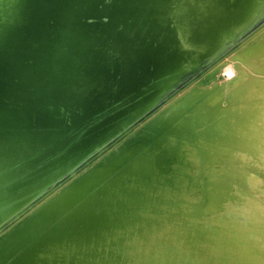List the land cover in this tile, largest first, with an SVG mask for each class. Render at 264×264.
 Instances as JSON below:
<instances>
[{"label": "bare ground", "instance_id": "bare-ground-1", "mask_svg": "<svg viewBox=\"0 0 264 264\" xmlns=\"http://www.w3.org/2000/svg\"><path fill=\"white\" fill-rule=\"evenodd\" d=\"M81 1L80 8L79 10L77 9L78 11L73 16L72 23H69L71 20L69 21L68 18L64 21L59 19V14H56L55 17L51 14L52 23L50 24L48 22L49 15L43 14V8L45 7L40 0H29L26 3L25 0H0V77L1 75L4 76L3 84L0 81V199L5 201L4 198L8 197V195H15L20 198L37 189L42 184L40 176L42 177L53 166L59 165L72 155L84 152L86 149L89 150L87 155H91L85 158V161L79 166L71 170L68 177L46 190L42 189L20 200L14 206L11 210L13 213L16 212L13 218L4 222L0 228V264H14L19 259V254L25 249L26 244L33 237L41 234L50 226L52 227L57 223H64V221L68 220V212L72 210V207L75 208L78 205L76 204L77 201L83 199L86 202L92 191L112 177L123 173L125 180L129 181L132 174L141 173V175H146L149 180L153 181L155 179V181L168 185L170 180L167 173H172L170 162L175 155L174 151L177 152L176 147L169 145L165 146L167 148L165 149L145 137L137 138L133 142H127L124 145H118L117 141L132 134L135 128L149 117V113L152 114L155 108L159 106L157 104L167 101V95L179 83L184 81L190 73L193 74V77H198L218 59L217 57L201 69L197 67L196 70L192 68L191 70L185 66L184 69L179 68L171 62L173 56L165 51L169 38L173 39V47L170 49L172 53H179L178 49L181 47L189 52L194 49L183 46L189 40L180 41L178 32L173 31L175 27L173 22L175 21L171 19L172 17H170L171 23L165 29L166 36L162 37V40L155 41L146 39V35L150 31L155 30L157 25L155 20H151L148 23L150 26L148 24L144 25L146 23L145 20L149 17L147 14L153 12L149 11L150 9L146 5L135 1L127 3L120 0H115V3L109 0ZM115 4H117V13L126 21L125 23H122V20H115L110 15ZM27 10L32 15L37 11L42 31H28L20 27V24L24 21L23 15ZM97 10L103 11V15L97 14L99 12ZM142 15L146 16L143 17ZM216 22L212 21L210 28H212V25L214 28V23ZM220 28L221 26L218 25L216 32ZM206 29L204 27L201 30H197L191 40H195L196 43H202L206 39L207 43V40L211 39V32ZM161 32L154 31L155 38ZM28 47H31V50L27 52ZM47 47L49 48L48 50ZM197 48L199 47H195V49ZM35 50L46 51L44 63L46 66L50 65V69L45 71L48 78L42 79L41 84L33 90V94L36 95L35 103L39 104L41 98L50 97L53 101H60L73 112L78 111L81 113L72 124L73 126L80 124V130L70 138L65 139V137L61 136L63 134L58 135L56 132L46 128L45 130H36L34 128L24 130L25 128L21 121L23 115L25 116L23 112L25 104H21L23 98L20 96L19 99L18 92H13L12 83L8 82V80L13 73H16V82L21 80L22 76L18 75V73L20 74V68L24 69L23 62L28 58L34 59ZM177 55L180 56L181 54ZM36 65L37 63L33 62L29 70L32 69L31 72H34ZM45 65L42 68L45 69ZM37 67L40 68L39 64ZM22 68L21 71H23ZM25 73L24 71L23 75ZM193 77H191V81L194 80H192ZM45 89L50 91L48 97H44L41 94V91ZM68 96L70 98L67 99V102L65 97ZM226 99L228 102L233 101L232 92L226 95ZM37 104L31 103L29 108H36L38 113H42L44 118L49 120L50 116L44 110V106ZM20 105L22 106L21 109ZM12 111H15V113L11 114ZM256 111V105L251 103L242 111L225 114L221 120L224 122L231 115L235 116L243 113H248L251 117L252 112L255 115ZM140 116H142V119L136 120ZM79 120L83 123H77ZM160 122L163 124L164 119L161 118ZM19 123L21 127L17 126ZM199 123V116L188 110L176 119L175 126L180 129L183 140L201 135L203 137L206 136V139L218 136L214 126H204L200 129L198 128ZM30 124L33 125V120ZM231 124L232 126L228 125L227 130L234 127L233 122ZM125 127L126 130L122 131L123 133L118 134L111 140L107 138L115 135L117 130L120 131ZM242 127L244 129L240 128L239 125L235 128V130L238 128L240 131L244 130L242 134L241 132L236 133L235 138L239 137L244 140L256 141L257 133L263 132L264 123L256 117V119L246 120ZM163 128H166V126ZM70 129H67V131ZM81 130L83 132H80ZM209 135L213 137L209 138ZM31 136L43 137L44 143V147H40L36 151L35 159L30 162L32 165L27 166L24 161L18 165L16 164V166H11V163H7L11 162L12 149L24 150ZM243 139L241 140L244 141ZM99 140L110 141L108 144L103 143L100 148L98 146L94 147ZM227 141L228 139H226L225 144H228ZM256 142L249 149L244 148L241 151L243 150L246 154L249 153L257 161L258 154L264 150V138ZM204 144L209 146L207 143ZM194 146L196 153L199 149L196 144ZM221 148L222 141H219L209 147L207 155L213 154L215 156L211 157V159L219 161L225 159L230 167L224 169L223 166V176L217 182L212 180L211 187H204L206 189L204 195L200 194V191L197 199L192 201L190 208L183 213L178 208H160V206L159 208H149L144 213H136L138 214L137 220L127 225V227H123V229L127 228L129 235H133L134 231L137 230L133 236H128L125 241H122L123 245H125L121 249V251L125 250L123 255L118 251L120 254L115 258L113 257L114 255L110 248L116 240L110 241V239L104 243L103 246L109 253L107 264H124V261L133 254L137 247L134 245L140 240L138 237L141 235L146 236L143 241L144 247L149 246L148 249L153 251V245L157 243L158 252L160 250L164 254L165 260L169 264H176V258L183 256L182 252L184 256L185 254L187 256L190 255L189 259H187V264H201L197 262L199 260L197 257L209 255L213 251V254H215L217 249H220V246L226 247L223 242L228 243V250L243 253L242 247L233 246L231 242L221 238L222 234L220 231L218 232L216 229L211 231L210 226H208L210 221L216 220V224L221 227L223 224L227 225V222H231L235 229L239 227V230L241 228L247 230L248 227L246 225L248 222L239 223L237 222L238 218L223 217L224 214H228L230 202L220 199V203L208 204L209 207L205 208L201 213L198 212L197 214L194 211L204 199L203 197L206 194H212L215 187L219 184H224L221 186L223 189L221 190V195H224L228 191L226 188L232 184H229L228 181H233L229 179L235 178L238 183L234 182L239 184L241 179L244 178L246 169L244 167L242 168L243 170L238 168V164L233 160L234 153H221ZM125 150H130L132 154H141V159L145 160L150 165V168L141 170L139 167L132 166L126 160ZM37 166L39 167L37 168ZM16 167L18 168L17 172L14 175L10 174V171H15ZM71 168L72 166L68 169L70 170ZM154 173L158 176H153ZM234 174L236 175L235 177L232 176ZM226 182L228 183L227 185H225ZM108 193L102 196L103 199L100 196L101 204H105L107 199H110ZM112 194L113 192H111ZM157 195L158 198L161 197L167 199V201H173L166 195H161V193ZM188 197L189 195L186 197L180 196V199L186 201ZM130 204L132 205V201H130ZM253 204H257L256 201ZM218 205L219 208H217ZM89 207L91 205L88 204ZM65 209H67V212L63 211ZM190 209H194L195 216L190 213ZM148 210L154 213L159 210L160 214H168L174 218L167 222L155 224L154 221H157L158 216L148 213ZM9 211L7 210L2 218L11 213ZM248 213L250 212L248 211ZM187 216L192 217L189 218ZM192 223L198 225L197 228L194 227L192 229L193 235L196 234L194 232L201 231L202 227L208 228L211 233H208V237H204L203 240H201L202 237L192 238L190 233H186L185 228H183L184 225ZM145 224H149L150 228H146ZM132 225L135 226H133L134 229L130 227ZM128 227L130 228L128 229ZM164 228H168V233L158 238L157 234ZM102 232H104V228ZM227 233L229 235V232ZM175 237L179 238L176 246L182 252L173 251L176 248L174 247L175 243L172 248L165 245L166 240L172 239L173 241ZM217 242L219 243L217 244ZM168 243L171 244L170 242ZM198 243H200V246ZM194 247L198 252L193 254L190 251ZM241 255H245V253ZM227 258L228 253H225V256H221L220 261H215V264H226L225 260ZM85 262L84 264H88ZM212 262L210 261L208 264H212ZM242 262V260H238V263L233 262V264H246ZM59 264H66V262L61 260ZM157 264H159L158 261ZM164 264L167 263L164 261Z\"/></svg>", "mask_w": 264, "mask_h": 264}, {"label": "water", "instance_id": "water-1", "mask_svg": "<svg viewBox=\"0 0 264 264\" xmlns=\"http://www.w3.org/2000/svg\"><path fill=\"white\" fill-rule=\"evenodd\" d=\"M109 1L115 3L114 2L115 0H109ZM120 1L127 2V3L129 2L131 3L132 1H135V2L142 3V4H149L151 6V10L154 12H151V13L149 12L147 16L153 17V19L157 21L155 22L156 24L158 23L163 26V27H160V25H158L157 26L158 28H155L156 31H165L164 26H166V23L168 22V18L172 17L174 21L176 22L173 31H178V32L183 31L181 29V25H182L181 21L188 20L189 22H191L192 20L191 18H195V15L197 14V12L205 13V11H208L209 9H211V7L214 6L215 3H221L220 7L217 9V14L219 15H221L220 14L221 8L225 7L226 9V7L228 8V6L231 3L233 5L235 4V0H183V1L182 0H120ZM81 2H82L81 0H60V1L56 0L55 5L53 6L54 7L56 6L57 10L59 11L58 13L59 19L64 21L66 18H68L69 21L71 20V22L69 23H72V20L74 18L73 16L79 10L80 8L79 5L81 4ZM116 6L117 4H115L114 7L112 8L110 15L115 20H119V21L122 20L121 22L125 23L126 21L122 19L120 14L117 13ZM97 14L103 15V11L102 12L99 11L97 12ZM243 14H248V13H243ZM236 15L237 14H235L233 17L234 21L232 20V25H231L232 29H235L238 25V24L235 25ZM159 18L161 20H159ZM222 18L223 17H220L219 19L221 20ZM212 19L216 20V14L212 16L206 15L203 19H201V21L198 23L197 26H199V28L202 26H206L207 28L206 30L210 31L211 29H214L213 25H212V28H210ZM243 19L245 18L243 17L239 21H242ZM50 21H51V17L49 16L48 22ZM146 24L147 23H145L144 25ZM48 49L49 48L47 47V50ZM29 50H31V47H28L27 52ZM45 52L46 51H43V50H39V51L35 50L33 54L34 59L28 58L26 61L23 62L24 69L21 67L23 71H21V68H20V74L18 73V75L22 76L21 80L19 82H16L15 80L16 73H13L10 75L8 82L12 83L13 92L14 93L18 92L19 99H20V96L21 98H23V101H21V104H25L23 108V112L25 116L23 115L21 122L24 125V128H25L24 130H28V128H34L36 130H45L46 128L47 130H52L56 132L58 135L63 134L61 136L65 137V139L70 138L74 134H77L78 130H80L79 129L80 124L79 125L76 124L74 126L72 124L78 119L81 113H79L78 111L73 112L70 108L64 106L60 101H53L52 98L50 97H48L49 99L41 98L39 101V104L35 103L36 95L33 94V90L41 84L42 79L45 80L48 78L45 71L46 69H50V65H47L48 66L47 67L44 63ZM33 62L37 63V65L39 64L40 68H38L36 65V67L34 68V72H31L32 69L29 70V68L32 66ZM44 65L46 66L45 69L42 68ZM26 68H28V70H26ZM24 71L26 73L23 75ZM3 79H4V76L1 75L0 77L1 83ZM69 98H70L69 96L65 97V100L67 101V99ZM31 103L44 106V110L46 111V113L49 114L50 119L46 120L42 113H38L36 111V108L33 107V109H30L29 106ZM259 105L260 107H258L256 114L253 115V112H252L251 117L248 113H243V114H238L235 116L231 115L227 120H225L224 125L226 127H228V125L232 126L231 124L232 122L234 124V127L229 128L228 131L225 133V135L221 134L223 132H220V134H218L217 137L211 138V139H205L200 136H194L191 139L181 141L177 147L178 152L174 151L175 155L172 157L171 162H170L172 170H175V171L171 170L172 173H169V172L167 173L169 175L168 179L170 180L168 185L165 183L161 184L159 181H155V179L153 181L149 180V178H147L146 175H141V173L135 174L134 176H132L131 179H129V181L125 180V177H123L124 175H122L123 173L119 176H115V177L108 179L101 186H99L96 190L92 191V193L90 192L91 193V194L89 193L90 195L88 194L89 197L86 202L83 199L77 201L76 204L78 205H76L73 211L70 212L71 214L69 213L68 220L64 221V223H57L53 225L52 227L50 226L48 229L43 231L41 234L33 237L30 240V242L26 244L25 249H23V251L19 254V257H18L19 259H17L14 262V264H59V261L61 260L62 261L64 260L66 264H75V263L80 264L79 261H82V262L86 261L85 263H88V264H107L108 263L107 256L109 255V253L106 250V248H104L103 245L104 243L107 242V240H110V239H111L110 241L116 240L115 243H113L111 245L112 247L110 248L111 251L113 252L112 253L114 255L113 257L115 258L120 253H122L123 255V252L125 250L121 251V249H123L125 245H123L122 241H125L128 236H133L137 231L135 230L134 231L135 233L133 235H129L127 228L123 229V227L125 226L127 227V225L132 224L134 221L137 220V215L140 212L144 213V211L149 208H157V207L159 208L160 206V208H164V207H169L172 209L180 208V210L182 211L181 207H183L184 209L185 206H179V204L177 205V202L183 201L182 199H180V197L179 199H176L173 201H167V199L165 198H161V197L158 198L157 194H159L160 191H163V189H165L166 191L172 190L171 187H173L175 183L178 182L177 181L178 177L180 178V181H183L181 178H184V180L187 178V174H186L187 172H188V175L190 174L189 178L192 181L196 179V176L198 178L199 176L198 169H200L199 168L200 165L206 164L209 160H211V157L215 156L213 154L207 155V151L209 147L213 144H217L219 141H222V135H223V138L228 139L227 141L228 144L222 143L221 153L224 152L227 154L228 152H236L241 149L247 148L246 143H244L245 140L243 138H239V137L235 138L236 133L241 132L242 134L243 131H240L239 128L235 130V128L239 125V127L243 129L244 127L242 126L246 120H249L252 118L256 119V117L262 111L261 102ZM21 108L22 106L20 105V109ZM13 113H15V111H12L11 114ZM150 114L151 113H149V115ZM141 119H142V116H140V118L136 120H141ZM32 120H33V125L30 124ZM77 123H83V122L79 120ZM17 126L21 127L20 123ZM67 129H70V130L67 131ZM83 130H81L80 132H83ZM125 130H126V127L120 131L117 130V133L115 135L113 136L111 135L107 138H110L111 140L118 134L123 133ZM258 134L256 135V139H258ZM241 139H243L244 141H242ZM109 141L105 142V140H102V141L99 140V142H97V144L93 146L94 147L98 146L100 148L102 147L103 143L108 144ZM250 142H254V141L252 140ZM194 143L198 146L197 148L199 149L196 152L197 155L194 152H190L191 149H195ZM204 143L209 144V146H207ZM190 145H192L193 148H191ZM88 151L89 150L86 149L84 152L70 156L68 159H66L59 165L53 166L47 173L43 174L42 177L40 178V182H42V184H40V186H38L37 189L31 191L27 195L22 196L20 198H17V196L15 195H8V197L4 198L5 201H2L0 199V228L4 222L13 218L16 212L13 213L11 212V210L20 200H23L26 197H29L30 195H33L41 191L42 189L46 190L50 186H53L57 184L59 181H61L62 179L68 177L71 170L75 169L83 161H85V158L91 156V155H87ZM189 153H191L190 156L188 155ZM179 154L184 155L185 164H181L182 156L179 157ZM24 155H25V159H29L28 161L30 162L35 159V157H33L35 155L33 150H26ZM195 156H197V158ZM191 157L194 160V162H192L193 165L195 166L194 172L190 171V169L188 170V168L190 167L189 158ZM28 161L24 163H28ZM70 166H72V168L69 170L68 168ZM38 167L39 166H37V168ZM16 170H18L17 167H16ZM176 170H177V173H176ZM247 172H249V170ZM247 172L245 174H247ZM177 174H178V177H177ZM245 174H244V178H245ZM244 178L241 179L239 184H237L236 182H232V185H233V194L231 192L232 195H234V193H236L237 191H239L238 192L239 194L240 189L247 185V183H245L246 179ZM228 183L226 182L225 185H227ZM178 184L179 183H177V185ZM222 185L223 183L215 187V190L212 194L210 195L206 194L204 199L201 201L200 205H198L195 210L194 209H190L191 211L189 210L190 213L194 214L193 212L194 210L195 213L198 214V212L201 213L203 210H205V208L209 207L208 204L220 203L221 197L229 193V190H228L227 192L224 193V195H221L222 193L221 190H223L221 187ZM197 187L198 186L195 185L194 183L190 184L187 188H185V191H183V194H181V196L186 197L190 195L191 193V197H192L194 194H197L195 198L197 199L199 195V191H198L199 188ZM173 188L175 189V187ZM107 192H109L108 195L110 196V199H107L105 204H101L102 200H100V196L101 197L105 196ZM111 192H113L112 195H111ZM255 200L256 199H254V201ZM130 201H132V205L130 204ZM191 202L192 200H190L189 205H187L188 208L191 205ZM256 202L258 205L249 203L245 206L246 207L245 213L239 214V216H241L242 219L240 220L237 219V222L247 223L251 219V221H253L256 224V223L264 221V218L262 216L264 205L260 206L261 201H256ZM88 204L91 205V207L88 208ZM251 208H254V210H252ZM7 210H10L9 212L13 214L7 212L9 214L6 217L2 218L3 214H6L5 212ZM63 211L67 212V209ZM248 211L250 213H248ZM183 212L184 211H182V213ZM228 212L231 213V210H228ZM148 213L158 216L157 221L156 222L154 221L155 224L157 223L160 224L161 222H165V221L167 222V221L173 220L174 218L173 216L168 215V214L166 215L160 214L159 210H156L155 213L148 210ZM179 215L181 216V214ZM237 216L238 215L233 214V216H230V217H234V219H236ZM187 217L191 218L192 216L191 217L187 216ZM223 217L224 218L227 217L226 214H224ZM179 220H181V218H179ZM213 223L215 224V226H212ZM216 223H217L216 220L209 222L208 226H210L209 228L211 229V231H214V229L218 230V232L220 231L222 234L221 238L226 241L231 242L230 235H228L227 233V229H235V227L232 226L231 222H227V225L223 224L222 227L220 225H217ZM254 223L249 224L250 226H248L247 230H243L241 228V231L239 230L240 235L255 231L256 228L254 226ZM145 225H146V228L148 229L150 228L149 224L148 225L145 224ZM133 226L134 225L130 227L134 229L135 226L134 227ZM130 227H128V229ZM194 227L197 228L198 225L192 223V224H187L183 226V228H185V232L190 233L192 238L197 239L198 237H202L201 240H203L204 237H208V235L211 233V231L208 228L202 227L201 231L194 232V234L195 233L196 234L193 235V232L191 231H193L192 229ZM103 228H104V232H102ZM238 229L240 228L238 227ZM168 231H169L168 228H164L160 230L159 234H157V237L158 238L162 237V235L168 233ZM139 233L141 234V232ZM240 235H239V238L242 237ZM138 238L140 239V237ZM178 240H179L178 237H175L173 241L172 239L166 240L165 245L172 248L175 243L174 247L176 248L173 249V251L175 252L178 250L176 246V242H178ZM168 242H170L171 244H169ZM218 243L219 242H217V244ZM223 243L226 244V247L220 246L221 251L220 249H217V252H215V254H213L214 253L213 251V253H211L212 256L221 257V256H225V253L226 254L228 253V243H225V242ZM231 243L233 244V246L236 245L235 240H233ZM198 244L200 246V243ZM118 251L120 253H118ZM178 252H182V250L180 251L178 250ZM239 253L240 255L243 254L241 252ZM142 260L146 262L144 258H142ZM187 261L188 260L185 259L184 261L178 262V264H187ZM225 261H226V264H229V260H225ZM197 262H199V260H197ZM213 262L212 264H215V260H213Z\"/></svg>", "mask_w": 264, "mask_h": 264}, {"label": "rangeland", "instance_id": "rangeland-1", "mask_svg": "<svg viewBox=\"0 0 264 264\" xmlns=\"http://www.w3.org/2000/svg\"><path fill=\"white\" fill-rule=\"evenodd\" d=\"M28 1L29 0H25V3ZM40 1L43 2V5L45 7L43 8V14L45 13L50 17H52L51 14H53L54 17L56 14H58L57 7L53 6L55 5L56 0ZM220 4L221 3H215L214 6H212L208 11H205V13L197 12L195 18H191V22H189L188 20L181 21V29L183 31H177L179 39L181 42L184 39H188L190 42L187 41L186 44H183V46L189 49H194L192 50V52L184 50L183 47H181L178 49L180 52L177 53L181 54L180 56L175 54L174 52L172 53V50L170 49L171 47H173V39L171 38H169V43H166L167 47H165V51L173 56V60L171 62L176 64L179 68L183 69L184 66L189 69L192 68L196 70L197 67L198 69H201L217 57L218 59L213 62V64H211L207 68V70L204 71L200 76L193 77V74L190 73V75L184 81L179 83L178 86H176L167 95V101L157 104L159 106L155 105L157 107L155 108L153 113L149 115V117L146 118L144 122L139 124L132 134H129L126 138L117 141L118 145H124L127 142H133L137 138L145 137L151 141H154L159 147L165 148V146L170 145L171 147H176L177 151L179 143L183 141V135L181 134L180 129L175 126V121L188 110L193 111L194 114H197L199 116L200 123L198 124V128L202 129V127L204 126H214V129L218 134H220V132H223L221 134L225 135L228 130L224 125L223 120H221L223 119L225 114L242 111L247 107V105L251 103L256 105V109L258 110V107H260L259 104L261 102L262 111L257 117L259 121L264 123V0H235L234 5L232 3L230 4L231 7L228 6V8L226 7V9L225 7L221 8V15L217 14V9L220 7ZM143 5H146V7L150 9L149 11H152L149 4ZM214 14H216V20L212 19L211 22H217L214 23V29L210 30L211 39L209 38L207 40V43L206 39H204L202 43H196L195 40H191L197 30H201L206 27L202 26L199 28V26H197L201 19H203L206 15L212 16ZM235 14H237L235 25H238L235 29H232L231 25L232 20L234 21L233 17ZM142 16L145 17L146 15ZM220 17L223 18L220 20ZM243 17L245 19L239 21ZM171 19L174 21L173 18ZM23 20L24 21L20 24V27L27 29L28 31H42L40 26L41 23L38 20L37 11L32 15L30 11L27 10L23 15ZM151 20L155 19L149 16L145 21L148 24ZM159 20L161 19L159 18ZM218 21L223 22L220 23ZM49 23L51 24L52 22L50 21ZM170 23V18H168V22L166 23V26H164L165 29L169 26ZM158 25H160V27H163L161 24L157 23L156 28H158ZM218 25L221 26V28L216 32V27ZM154 31H156V29L150 31L146 35V39L158 41L162 37L166 36V31H162L161 34L157 38H155V34H153ZM142 33H144V31H142ZM195 47L199 48L195 49ZM191 77H193V81H191ZM229 92H232L233 96V101L231 102H228L226 99V95ZM41 94L44 97H48L50 91H47L45 89L41 91ZM161 118L164 119L163 124H161L160 122ZM164 126H166V128H163ZM262 130L263 134L257 133L258 141L264 138L263 127ZM211 135H209L208 137H213ZM223 135L222 143L225 144L226 138H223ZM200 137H203V135H201ZM203 138L206 139V136H204ZM256 141H254V143L250 142L249 140H245L244 143H246L247 148H249L253 144H256ZM43 145V137L37 138L31 136L28 139L26 148L24 150L13 148L11 151V162H6L11 163V166H16V164L18 165L23 161L26 162L29 160L25 159L24 154L26 150H33L35 154L40 147H44ZM190 147L193 148L192 145H190ZM190 152L195 153V150L191 149ZM233 153V160L238 164V168L242 169L244 167L246 169V172L249 170L247 174H245L246 172L244 173V179H246L245 183H247V185L240 189L239 194V191H237L236 193H234V195H232L233 185L231 184L229 186L230 188H226L229 190V193L225 194V196H222L221 200L230 202V207H228V209L231 210V213L227 212L228 214H226V216L230 217L233 216V214H237V218L238 220H240L242 219V217L239 216V214L241 211L242 213H245L244 209L246 208L245 206L247 204H253L255 203V201H261L260 205H264V150L263 152L258 154L257 161L253 156L249 155V153L246 154L243 150H239ZM125 154L126 160L131 163L132 166L136 168L139 167L141 170L150 168V165L145 160L141 159V154H132L130 150H125ZM190 154L191 153H189L188 155L190 156ZM33 157H35V155ZM179 157H181V164H185L184 155L179 154ZM29 162L30 161L26 163L27 166L32 165ZM192 162H194V160L191 157L189 158L190 167L188 168V170L190 169V171L194 172L195 166ZM223 166L224 169L230 167L226 163L225 159H222L221 161L211 159L206 164L200 165V169H198V178L196 176V179L192 181L189 178L190 174L188 175L187 172V178L189 179L186 178L185 181L184 178H181L183 181H180V178L177 174V183L179 184L177 185V183H175V185L173 186L175 187V189L173 187H171L172 190L168 191L163 189V191H160V193L161 195H166L171 200H176L177 197H180L181 194H183L185 188L194 183L198 186V191L202 192H200V194L204 195L206 190L204 187H211L212 180L214 182H217L220 177L223 176ZM16 172L17 170L10 171V174L14 175ZM224 174L226 175L225 171ZM132 176L134 175L132 174L131 178ZM153 176L158 175L154 173ZM232 176L235 177L236 175L234 174ZM39 178H41V176ZM229 180H233L229 182V184L234 181L238 183L235 178ZM204 181L205 183H203ZM196 196L197 194H194L191 197L190 193L186 201H179L177 202V205L179 204V206H185L184 209L183 207H181L182 211L188 210L191 205L189 206V208L187 207V205H189L190 200L193 201ZM254 199L256 200L254 201ZM235 201L237 202L235 203ZM217 208H219V205ZM71 209L72 210L68 212V215L73 211L74 207ZM251 209L254 210V208ZM262 212V216L264 218V209ZM250 221L246 225L247 227L250 226L249 224L254 223L253 221ZM212 226H215V224L213 223ZM254 226L256 230L249 233L245 232L247 235H240L239 229H227V232H229L230 235V241L232 242L233 240H235L236 246L239 248L242 247V250H244L243 253H245V255H240V253H237L236 251L228 250V258L226 260L230 259L229 264H233V262L238 263V260H242V263L246 264H264V221L256 224L254 223ZM239 235L242 236V238H239ZM245 236L247 237L246 239ZM145 239L146 236H140V240L134 245L137 247L135 248L133 254L124 261V264H157V261L159 264H164V261L169 264L165 260L164 254L160 250L158 252L157 243L153 245V251H151V249H148L149 246L144 247L143 241ZM190 252L194 254L198 251L194 247L191 248ZM182 254L183 256H180L178 259H176V264H178V262L180 261H184L185 259L187 260V258L190 256H187L186 254L184 256V253ZM142 258H144L146 262L142 260ZM198 258L201 264H208L209 261L213 260L219 262V259H221V257H215L212 256V254L211 256L209 254L199 256ZM79 263L84 264V261H79Z\"/></svg>", "mask_w": 264, "mask_h": 264}]
</instances>
